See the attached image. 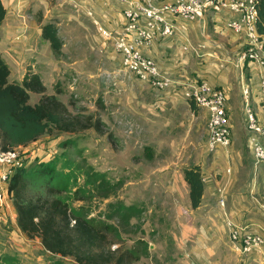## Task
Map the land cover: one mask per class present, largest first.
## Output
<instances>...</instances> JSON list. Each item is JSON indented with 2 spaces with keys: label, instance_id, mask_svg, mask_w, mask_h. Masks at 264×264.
<instances>
[{
  "label": "crops",
  "instance_id": "0c3cea01",
  "mask_svg": "<svg viewBox=\"0 0 264 264\" xmlns=\"http://www.w3.org/2000/svg\"><path fill=\"white\" fill-rule=\"evenodd\" d=\"M2 1L7 13L0 28V57L10 71L9 80L20 84L27 72H31L39 76L46 88L47 95L53 94L49 92V89L47 90L49 84L55 83L54 81L59 79L65 71L78 73L84 79V72L88 65L87 58L81 55L78 59L74 57L73 60L68 57L65 63L56 58L49 47V43L41 38V27L44 24L52 19L56 20L58 36L61 37L63 34L69 36L68 49H73L77 40L75 38L71 39L73 31L71 25L87 10L93 11L103 26L109 30H119L124 23L121 13L112 0H60L57 5L67 6L69 12L58 7L55 8L50 0ZM234 18H236V15L225 10L220 13L209 11L190 28H187V25H184L181 20H178L179 31L175 36L153 43L146 53L155 60L161 72L169 79V83L161 89L139 82L132 76L125 74L121 69L118 56L111 46L102 41L96 28L93 31L90 24L85 26L80 43L84 44L86 41L87 44H93L94 42L99 47L100 54L108 59L106 63H103L102 60L98 61L110 68V70H99V77L102 82L113 86L115 89L119 88V91L121 89V92L125 89H131L132 91L133 86L138 85L141 90L145 89L149 95L132 96L133 93H131L130 96L99 97L107 112L106 117L110 116L118 120L126 115L129 118H137L148 129L160 131L167 129L171 132L175 128L181 130L184 128L183 131L191 132L192 128L202 127V132H204L202 140L206 143L207 114L197 107L195 110L191 108L189 101L184 96L185 91L191 84H194L197 80H203L211 86L221 87L226 92L227 113L230 122L233 123L234 119L239 120L241 118L242 130L248 139V133L244 126V112L239 106V103L243 102L241 89L243 87L249 89L251 110L264 126V102L258 100L257 97L259 83L264 79V70L252 62L240 60L242 53L245 51L243 40L225 27L227 21ZM61 22L65 24L61 25ZM209 24L212 25L217 36L207 33L206 28ZM218 36L225 37V40L220 41L221 39ZM97 40L101 41L100 45H98ZM65 47L63 45V54H65ZM89 47L92 49V45ZM194 56L199 59L198 62H194L196 64L195 67L193 66L194 69L189 70L190 73H193L191 78L186 77L185 74L181 75L185 73V68L188 67L187 65ZM74 81L76 82V79ZM72 89L75 91L76 87ZM56 97L62 101L61 96ZM39 99V95L30 96V103L35 104ZM163 117H166V119H163ZM174 120H176V123H174ZM103 122L106 123L104 120ZM122 124L125 126L127 124L126 128L129 132H133V129L138 126L129 120ZM240 145L243 148L244 145L242 143L237 144L232 136L228 149L216 148L209 151L206 144H204L201 176L204 180L205 192L201 205L195 210L190 207L188 187L184 182L183 172L178 173V170L170 166L177 165V162L171 161L169 165H164L167 162L159 163L160 167L150 169L146 176L147 179L154 181H164L165 183L161 186L164 194L168 197L176 196L180 191L176 180L181 182L180 188L183 191L186 206L190 209H179V212L186 217L185 223L181 225L184 229H192L194 233L192 242L197 246L194 248L196 253L186 255L185 260L188 264H202L201 262L203 264H216V262L208 260L203 254V251L206 253L214 252L212 248L208 247L209 243L217 242V244L226 245V249L229 251L228 254H237L228 238L226 219L221 216V213L220 216L217 215L220 217L218 218L214 212H211L212 205L209 202L212 199L216 208L218 206L214 197L218 187L226 186L228 189L226 211L229 221L237 227L247 228L250 233L260 232L261 230L264 232V209L262 208L264 206V171L259 172L262 167L260 168L259 164H255L249 153L245 151L244 153H248L252 161L250 164L246 160L249 164L246 165L238 150ZM180 146H182L181 150L192 148L186 143H182ZM244 148L246 149V146ZM162 149H168V146ZM144 150L153 151V148H145ZM146 157L152 160L151 156L148 157L147 155ZM261 165L264 166V163H261ZM167 169L169 171L164 172ZM227 171H230V173L228 174ZM138 173L141 174L137 171L135 177L139 176ZM246 174L248 178L242 188L244 191L239 192L242 179L247 177ZM144 180L146 178L140 181ZM131 184L129 181L127 186ZM201 212L209 214L205 219H201L204 222L203 225L195 227L193 219L195 220ZM189 214L195 215L194 218L191 219ZM222 235H225V237ZM223 250L224 247H222V253ZM224 257H227V255ZM250 260L264 261L259 255H251L243 259L242 264H255L254 262H245Z\"/></svg>",
  "mask_w": 264,
  "mask_h": 264
},
{
  "label": "rangeland",
  "instance_id": "374dc122",
  "mask_svg": "<svg viewBox=\"0 0 264 264\" xmlns=\"http://www.w3.org/2000/svg\"><path fill=\"white\" fill-rule=\"evenodd\" d=\"M59 2L60 0H50L55 8L70 11L67 6L57 5ZM181 21L184 25H187V28L194 26L196 23ZM60 24L64 25L65 23L61 22ZM89 24L94 31L95 27L92 21L85 14L80 15L76 21H73L71 39L75 38L78 43L76 42L73 49H68L70 38L63 34L60 38L63 45L66 46L65 54L62 52V46L61 55L59 57L55 56L61 59L63 63L67 61L68 57L73 60L74 57L78 59L80 55L85 56L88 65L84 72L85 78H81L78 73L65 71L59 79L54 81L55 83L49 84V88H47L53 94L58 93L61 96V102L67 107L70 114L78 117L86 127L78 128L69 133L59 132L54 127H50L41 138L19 148L24 155L23 166H25L28 177H30L28 179H31L30 190L27 194L28 199L34 200L38 196L45 197L47 195L44 185H41L42 181H33L31 176L38 169L39 164L52 163L56 174L52 184L55 185L56 189L50 194L61 198L70 208L84 206L85 209L90 210L91 217H96L112 226L116 231L113 234L111 232L106 233L108 241L111 242L110 251L138 253L139 260L130 264H188L185 260L186 255L196 253L194 248L197 246L192 242L194 236L192 229L182 227L186 217L179 212V209H190L186 206L185 197L180 188L181 182L176 180V184L180 189L176 196L168 197L163 192L164 181H154L147 179L146 176L150 169L160 167L159 163L163 162H167L164 165H169L171 161L177 162V165L170 166L178 170V173H182L193 166L201 168L202 150L204 144H206L202 140L204 134L202 127L192 128L191 132L183 131L184 128L182 130L175 128L171 132L167 129L160 131L148 129L137 118H129L126 115L118 120L110 116L106 117L107 112L99 97L130 96L131 93H133L132 96L149 95L145 89L141 90L138 85L133 86L132 91L131 89H125L121 92V89L119 91V88L115 89L113 86L102 82L99 77V70H110V68L98 61L102 60L103 63H106L108 59L100 54L99 47L94 42L93 44H87L85 41V45L80 43L84 35L83 28ZM206 31L209 35L217 36L211 24L207 26ZM218 38L221 39L220 41L225 40V37L222 36H218ZM100 40H97L98 45L101 44ZM91 45L92 49L89 47ZM118 59L120 63L121 58L119 56ZM198 59L194 56L187 65L188 67L185 68V73L181 75L185 74L186 77L191 78L193 73H190L189 70L194 69L193 66H196L194 62H198ZM71 87H76L75 91ZM56 90L57 93H55ZM30 96L38 95L30 94ZM239 106L244 112V102L239 103ZM163 119H166V117H163ZM127 120L138 125L133 129V132L127 130V124L126 126L122 124H125ZM174 123H176V120H174ZM231 123L232 139L237 144L242 143L246 146L245 149L244 146L242 148L240 145L238 150L246 165H249L248 162L251 164V160L254 162V159L247 136L242 130V119H234L232 125ZM182 143H186L192 148L181 150L183 145H180ZM165 146H168V149H162ZM150 147L153 148V151L144 150ZM245 151L251 157L248 156V153H244ZM147 155L148 157L151 156L152 160H149L146 157ZM262 165L259 164V167H262V170H259L260 173L264 171ZM137 171L141 174L138 173L139 176L135 177ZM167 171L169 169L164 172ZM144 178L146 180L140 181ZM247 178L248 176L242 179L239 192L244 191L242 188L246 184ZM101 181L104 184L98 192H94L93 186L96 187ZM129 181L132 184L127 186ZM104 194L109 195V198L100 197ZM228 195V189H226L225 211ZM119 202L125 207L133 206L135 210L131 213L134 212L135 215H130L127 222H124L119 214L107 220L105 214H110L115 210L109 205ZM209 203L212 205L211 212H214L216 216H220L221 209L219 206L216 208L214 200L212 199ZM128 214L123 213L122 218ZM208 214L207 212H201L195 220L193 219V225L195 227L203 225L204 222L201 219H205ZM190 216L192 219L195 215ZM222 236L225 237V235ZM208 247L212 248L214 252L206 253L203 251V254L208 260L214 261L216 264H242V260L247 258V256L244 257L238 253L237 256L234 255L235 253L228 254L229 251L226 249V245L217 244V242L209 243ZM222 247H224L223 253L221 251ZM223 255H227V257ZM245 262L264 263L262 260ZM201 263L203 264V262ZM0 264L77 263L73 258H61L46 252L39 238L29 239L26 237L17 226L16 211L12 198L4 196V198H0Z\"/></svg>",
  "mask_w": 264,
  "mask_h": 264
},
{
  "label": "trees",
  "instance_id": "16d2710c",
  "mask_svg": "<svg viewBox=\"0 0 264 264\" xmlns=\"http://www.w3.org/2000/svg\"><path fill=\"white\" fill-rule=\"evenodd\" d=\"M6 13L3 1L0 0V28ZM56 24L54 19L44 24L41 27V38L49 43L53 54L59 57L63 43L58 36ZM257 32L264 36V0H259L257 6ZM243 48L246 49L245 45ZM9 75L10 71L0 57V148L2 151L19 149L33 143L45 135L50 127L67 133L86 127L78 117L71 115L67 107L56 97L59 96L57 90L55 91L57 94H46V88L39 76L27 73L19 84L11 82ZM201 82L204 81L197 80L195 83ZM30 94L39 95V101L31 104ZM257 97L260 99V89ZM189 104L191 108L196 109L193 102L189 101ZM55 175V167L52 163L39 164L31 177L33 181H42L41 185H44L47 195L31 200L27 196L31 179H28L30 177L25 166L22 165L14 172L8 192L12 195L19 230L29 239L39 238L46 252L61 258H73L77 264H130L139 260L138 253L109 250L111 242L108 241L106 233L113 234L116 231L112 226L96 217H91L90 210L85 209L84 206L70 208L61 198L50 194L56 189L52 184ZM183 179L188 187L190 207L195 210L201 205L205 192L201 168L193 166L184 170ZM100 183L96 187L93 186L94 192H98L104 184L103 181ZM100 197L107 199L109 195L104 194ZM109 206L115 210L105 214L107 220L119 214L120 218L127 222L130 215H135L134 212L131 213L135 210L133 206L125 207L120 202ZM123 213L129 214L122 218Z\"/></svg>",
  "mask_w": 264,
  "mask_h": 264
},
{
  "label": "built area",
  "instance_id": "2783aa9c",
  "mask_svg": "<svg viewBox=\"0 0 264 264\" xmlns=\"http://www.w3.org/2000/svg\"><path fill=\"white\" fill-rule=\"evenodd\" d=\"M123 17L119 30L107 29L93 11L85 15L92 21L98 36L108 43L121 58L122 71L142 83L161 89L169 79L156 62L147 55L153 43L178 33L177 21L197 22L209 11H228L236 18L227 21L226 29L242 38L246 47L240 60L249 61L264 70V36L257 32L259 0H112ZM108 78V76H107ZM260 100L264 102V79L259 83ZM244 102V123L255 164L264 163V126L249 105V89H241ZM188 101L206 112V146L209 151L228 149L231 143L230 119L227 113V95L221 88L206 82L194 83L184 93ZM21 149L2 151L0 148V198L11 194L8 186L14 172L23 165ZM229 174L230 171H227ZM202 182L204 180L202 179ZM204 184V183H203ZM226 186L218 187L215 198L221 215L226 219L228 238L234 251L241 256L259 255L264 260V232L250 233L237 227L225 211ZM264 209V206H262Z\"/></svg>",
  "mask_w": 264,
  "mask_h": 264
}]
</instances>
